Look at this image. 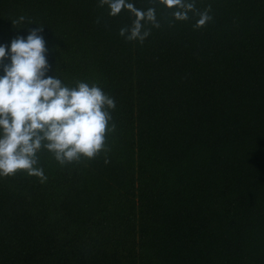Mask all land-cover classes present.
Listing matches in <instances>:
<instances>
[{"label": "trees", "instance_id": "trees-1", "mask_svg": "<svg viewBox=\"0 0 264 264\" xmlns=\"http://www.w3.org/2000/svg\"><path fill=\"white\" fill-rule=\"evenodd\" d=\"M98 5L0 0V46L44 26L47 76L97 83L117 125L108 164L0 178V264H264V0H196L200 29L155 5L143 44Z\"/></svg>", "mask_w": 264, "mask_h": 264}, {"label": "clouds", "instance_id": "clouds-1", "mask_svg": "<svg viewBox=\"0 0 264 264\" xmlns=\"http://www.w3.org/2000/svg\"><path fill=\"white\" fill-rule=\"evenodd\" d=\"M154 6L137 8L133 0H99V7L108 8V15L117 17L128 12L130 24L119 29V36L127 42L144 41L151 29H159L157 8L171 12L173 22H186L198 17L193 24L200 29L212 21L211 5L201 11L196 0H152ZM191 14V15H190ZM24 16L12 21L23 23ZM99 18L96 23H99ZM31 24V23H30ZM151 25V28L146 27ZM171 26V25H170ZM44 26L32 30L26 39L11 42L10 49L0 46V178L17 173L47 180L40 166V154L47 152L61 166L92 161L101 154L104 163L111 147L108 136L116 132L112 112L115 99L95 82L76 80L66 84L56 74L47 76L45 41L39 33ZM9 64H4L9 60Z\"/></svg>", "mask_w": 264, "mask_h": 264}]
</instances>
